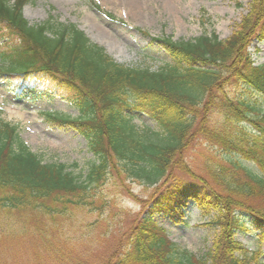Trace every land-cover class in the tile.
Listing matches in <instances>:
<instances>
[{"label": "trees", "instance_id": "obj_1", "mask_svg": "<svg viewBox=\"0 0 264 264\" xmlns=\"http://www.w3.org/2000/svg\"><path fill=\"white\" fill-rule=\"evenodd\" d=\"M30 2L0 0V76L18 93L34 83L71 104L77 118L50 113L48 119L79 132L95 162L87 180L79 182L64 164L43 163L19 139L16 127L0 119V210L62 216L67 207L63 204L93 206L88 202L93 184L111 175L121 183L160 185L174 168L189 172L182 154L193 138L202 137L256 167L255 172L241 161L213 164L209 173L214 186L201 181L184 191L182 185L171 184L152 199V214L163 211L178 218L187 202H194L215 229L204 257L181 250L154 219L143 217L120 230L116 244L101 258L72 264H264L262 245L248 257L234 237L246 214L264 242V204L254 202H264V114L228 91L235 84L264 98V64L255 65L247 52L252 40H264V0H249V13L238 32L225 41L215 32L186 42L153 38L151 44L169 58L155 72L117 64L74 26L51 33L48 23L30 25L23 16ZM213 113L237 127L246 122L249 130L210 129ZM135 114L148 116L159 133L140 131ZM66 196L73 197L63 202ZM57 205H63L61 212ZM89 227H82L81 236Z\"/></svg>", "mask_w": 264, "mask_h": 264}, {"label": "rangeland", "instance_id": "obj_2", "mask_svg": "<svg viewBox=\"0 0 264 264\" xmlns=\"http://www.w3.org/2000/svg\"><path fill=\"white\" fill-rule=\"evenodd\" d=\"M90 1L92 3H90ZM137 8L127 6L124 0H32L23 9L30 25L47 24L51 33L61 26H74L82 31L90 43L103 48L117 64L129 68H147L153 72L164 67L169 58L153 38L169 37L172 41L186 42L203 34L215 32L225 41L238 32L242 18L249 13V0H142ZM207 35V36H208ZM247 52L255 65L264 64V40L254 39ZM17 79H12L16 81ZM0 76V119L16 127L19 139L43 163L64 164L77 181L85 182L86 174L95 158L85 138L76 130L54 124L48 114L75 119L78 111L58 96L43 88H25L22 93ZM15 83V82H14ZM233 97H242L259 114H264V98L253 90L233 84L228 89ZM209 128L231 130L237 125L227 123L213 113ZM133 122L140 131L159 133L154 121L143 114H135ZM240 129H248L244 122ZM188 173L174 168L165 183L149 186L129 180L121 183L110 176L100 185L93 184L88 202L93 206L76 208L63 204L65 215L45 217L30 211L0 210V264H72L75 260L96 261L116 243L119 231L134 225L143 217H151L181 250L204 257L212 248L215 229L194 202L189 201L182 216L154 212L152 199L171 184L183 186L184 191L196 188L201 181L214 186L209 173L210 165H227L241 161L214 142L202 137L193 138L182 154ZM236 160V161H235ZM241 165L256 172L249 162ZM124 184L125 187L122 186ZM73 197V196H72ZM71 196L61 198L72 199ZM47 202V205H49ZM257 205L263 201H254ZM63 205H57L60 210ZM150 211V212H149ZM243 227L234 237L250 257L264 242L261 230L252 225L246 214ZM90 225L87 234L82 227ZM112 232L104 236L101 232ZM114 238V239H112ZM107 241V242H106ZM264 261V256L262 257Z\"/></svg>", "mask_w": 264, "mask_h": 264}, {"label": "bare ground", "instance_id": "obj_3", "mask_svg": "<svg viewBox=\"0 0 264 264\" xmlns=\"http://www.w3.org/2000/svg\"><path fill=\"white\" fill-rule=\"evenodd\" d=\"M116 0H112V2H114ZM127 4V6L131 7V8H137L141 5V1L142 0H124Z\"/></svg>", "mask_w": 264, "mask_h": 264}]
</instances>
